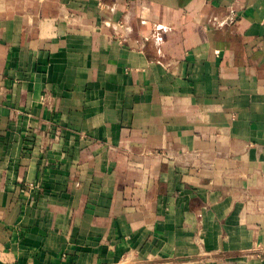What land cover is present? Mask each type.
Instances as JSON below:
<instances>
[{"label": "crops", "instance_id": "obj_1", "mask_svg": "<svg viewBox=\"0 0 264 264\" xmlns=\"http://www.w3.org/2000/svg\"><path fill=\"white\" fill-rule=\"evenodd\" d=\"M0 264H264V0H0Z\"/></svg>", "mask_w": 264, "mask_h": 264}]
</instances>
